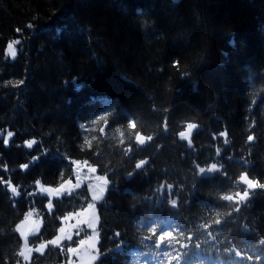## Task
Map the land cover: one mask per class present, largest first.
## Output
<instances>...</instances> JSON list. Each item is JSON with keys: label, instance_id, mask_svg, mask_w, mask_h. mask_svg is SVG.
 Wrapping results in <instances>:
<instances>
[{"label": "trees", "instance_id": "1", "mask_svg": "<svg viewBox=\"0 0 264 264\" xmlns=\"http://www.w3.org/2000/svg\"><path fill=\"white\" fill-rule=\"evenodd\" d=\"M9 131L0 178L20 196L0 182V264H21L29 212L36 247L91 206L86 183L51 210L36 190L60 188L76 161L106 180L94 264H264V0H0ZM88 234L25 264H67Z\"/></svg>", "mask_w": 264, "mask_h": 264}, {"label": "rangeland", "instance_id": "2", "mask_svg": "<svg viewBox=\"0 0 264 264\" xmlns=\"http://www.w3.org/2000/svg\"><path fill=\"white\" fill-rule=\"evenodd\" d=\"M11 52V50H9ZM194 129L193 125H186L184 126L183 130L178 134V138L181 140H186L189 138L190 134L192 133ZM7 133L0 134L2 136V139L7 136ZM77 162V161H76ZM92 169H95L94 167H91L87 164L83 163H74L72 167V178L67 180L66 182L70 181V184H67L64 182L63 185H65L66 189H70L71 191L75 190L74 187L78 182L80 183V186L82 183L87 184V188L90 194V200H91V207H89L87 210L82 212L80 216L78 217H65L61 220L60 228L58 229V232L56 236L51 239L48 242L42 243L44 244V248L41 251H36V249L39 247H31L28 242L25 244V235L22 236L21 233H26V217L24 220L18 223L20 226V230H16L19 233L22 242L20 250L23 248L25 252V256L28 257L27 260H25L24 257H20L21 264H25L29 261L31 253L37 252L41 253L47 245H53L58 246L62 241L64 240H70L68 237L73 238L78 234V231H80L81 226L84 225L86 228L90 230V234L86 235L84 238H82L78 244L75 247H70L75 249V252L70 253L67 250L68 254V260L67 264H94L97 260V253H96V245H97V216H96V204L101 201L103 198L105 191H106V180L104 177L99 175L96 170L92 171ZM199 173L202 175H207L211 173V167L207 170H199ZM93 186L91 189L89 186ZM44 188H51V187H45ZM51 189H59V188H51ZM36 190L39 194L45 196L47 198V205L49 203V196L47 193H42L39 191V186L36 185ZM102 190V192L98 191ZM62 193H69L67 190H63ZM94 195H100L99 199H93ZM53 198H56V196H52L51 201ZM46 205V206H47ZM48 208V207H47ZM49 209V208H48ZM27 216V215H26ZM39 222V220H38ZM89 224L92 225V227H89ZM40 225V222H39ZM34 227L31 225V228ZM64 228V232L61 233L60 229ZM32 234V232H31ZM57 237H60L58 242L56 244L50 243L53 240H56ZM83 241V243H81ZM92 257H95L96 259H92ZM146 264H156L154 261L145 262Z\"/></svg>", "mask_w": 264, "mask_h": 264}, {"label": "snow or ice", "instance_id": "3", "mask_svg": "<svg viewBox=\"0 0 264 264\" xmlns=\"http://www.w3.org/2000/svg\"><path fill=\"white\" fill-rule=\"evenodd\" d=\"M17 31L19 32V31H21V30H20V29H17ZM19 42H20V41L17 40V41H15L14 43L18 44ZM8 48H9V50H11V55H12V57H15L17 53H16L15 49L13 48V44L10 43V44L8 45ZM66 83H67V82H66ZM14 135H15L14 132L9 131V132L7 133V136H5V137L3 138V145H4L5 147H8V146H9L10 140H11V138H12ZM35 143H36V141H34V140H26V141H24V146L27 147L28 149H31ZM17 146L19 147V145H17ZM38 159H39L38 156H34V157L32 158V162H35V161H37ZM73 163H78V162H73ZM28 168H29V163H23V164L20 165V170H21V171H26ZM3 171H5V172L8 171V166H7V164H4V165H3ZM92 171H95V169H92ZM0 182H4V181L2 180V178H0ZM4 183L7 184V186H8V191L12 193V196H13V197H19V196H20V190H19V188L16 187V186H14V185H12L10 179H9L8 181L4 182ZM66 183H67V184H70V181H69V182H66ZM36 184H37V186H39V191H40V192H42V193H47V194H48V196H49V203H48L47 207L49 208V210H51L52 207H53V205H52V203H51V198H52V196L59 197V196L61 195V192H62L63 190H67V191L69 192V194L71 193V190H70V189H66L65 185H63V184L60 186L59 189L44 188V187L41 185V182H40L39 180L36 181ZM74 187H75V188H79V187H80V183L78 182ZM92 187H93V186H91V185L89 186L90 189H91ZM98 191L102 192V190H98ZM28 195H29V196H32V195H35V193H34V192H30V193H28ZM99 198H100V195H94V196H93V199H99ZM90 207H91V206H90ZM31 216H32V213L29 212V213H28V217H27L26 219L30 218ZM31 223H32V225H33L34 227L30 228L29 231L32 232L33 235L38 234V233H39V222L33 220V221H31ZM89 227H92V225L89 224ZM17 230H18V231L20 230V226H19V225L17 226ZM60 232L63 233V232H64V228H61V229H60ZM21 235L24 236L25 233L22 232ZM68 238L71 239V237H68ZM59 239H60V237H57L56 240H53V241H51L50 243L56 244V243L58 242ZM81 243H83V241H82ZM25 244H27V240H26V239H25ZM44 246H45L44 244L39 245V247L36 249V251H41V250L44 248ZM68 251H69L70 253H72V252H75L76 250L73 249V248H69ZM18 255L21 256V257H24L25 260L28 259V257L25 256V252H24V249H23V248L18 252ZM92 259L94 260V259H96V258H95V257H92Z\"/></svg>", "mask_w": 264, "mask_h": 264}, {"label": "clouds", "instance_id": "4", "mask_svg": "<svg viewBox=\"0 0 264 264\" xmlns=\"http://www.w3.org/2000/svg\"><path fill=\"white\" fill-rule=\"evenodd\" d=\"M239 254V253H238Z\"/></svg>", "mask_w": 264, "mask_h": 264}]
</instances>
